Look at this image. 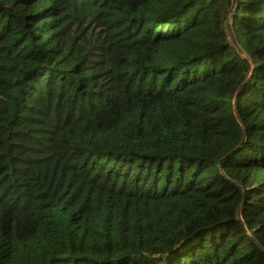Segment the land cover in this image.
<instances>
[{
  "label": "trees",
  "instance_id": "trees-1",
  "mask_svg": "<svg viewBox=\"0 0 264 264\" xmlns=\"http://www.w3.org/2000/svg\"><path fill=\"white\" fill-rule=\"evenodd\" d=\"M0 264H264V0H0Z\"/></svg>",
  "mask_w": 264,
  "mask_h": 264
}]
</instances>
